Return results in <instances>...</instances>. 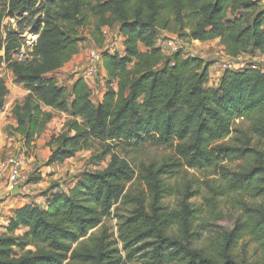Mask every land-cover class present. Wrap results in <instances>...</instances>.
Returning <instances> with one entry per match:
<instances>
[{"label": "trees", "instance_id": "1", "mask_svg": "<svg viewBox=\"0 0 264 264\" xmlns=\"http://www.w3.org/2000/svg\"><path fill=\"white\" fill-rule=\"evenodd\" d=\"M263 3L0 0L6 16L33 22L35 41L26 61L9 59L28 95L14 108L17 126L8 128L30 144L54 113L67 114L72 119L53 138L49 165L96 146L111 157L103 171L47 195L46 207L14 209L0 235V264H264V257L237 255L246 238L264 254V73L246 65L211 85V63L181 50L168 56L159 44L168 34L189 44L219 41L232 60L262 57ZM104 28L117 29L123 50L104 57L105 91L95 102L83 78L67 88L55 74L78 54L80 30L102 48ZM7 36L0 21V51L8 56L23 40L15 31ZM8 94L0 79V112ZM149 146L170 154L141 166L146 193L132 196L135 170L111 148L129 154ZM191 171L213 178L197 183L195 194L183 193L178 182ZM202 189L198 207L192 200ZM177 194L183 197L172 207ZM229 208L233 228L216 230Z\"/></svg>", "mask_w": 264, "mask_h": 264}, {"label": "rangeland", "instance_id": "2", "mask_svg": "<svg viewBox=\"0 0 264 264\" xmlns=\"http://www.w3.org/2000/svg\"><path fill=\"white\" fill-rule=\"evenodd\" d=\"M24 17H27V15H24ZM0 21L2 25L4 40L7 39V35L9 32L15 31L21 35V38L23 40L22 44L26 46L33 28V22L31 20L21 19L18 17H8L6 16V11L3 6L0 8ZM112 32L113 36L110 40L107 41V45H113L115 51L117 52L122 51L121 47L123 44V40H119L117 29L112 30ZM79 40L82 51L86 50L88 53L90 50L101 49L94 43L93 39L89 37V34L85 30H80ZM29 42H32L33 44L35 43V41L31 40H29ZM169 42H173L174 46H176L178 50H181L185 56L191 55L201 57L207 63H211L212 66H214L217 60H227L223 55L225 51L221 49L219 44L213 45L204 44L201 42H193L189 44L180 41L173 35L162 34L159 44L161 46L164 45V50L168 56H171L173 53H175V51L167 49V45ZM27 47H29L28 44ZM27 47L24 48V51L28 55L32 47L30 49ZM104 47L102 49H104ZM141 49L144 50V47H141ZM17 52L18 50H15L14 52L12 51L7 56L4 49L0 51V79L4 81L9 91V94L5 99L4 109L1 111L5 112L6 114L4 118L6 127L4 126L0 134V158L3 159L6 156H11L18 153L24 154L29 166L28 169L32 170L31 175L34 177V180L33 182L31 181V184H29V187L26 190V194H24V196H20L10 200L7 206V211L0 217V234L5 232V226L8 222L7 219L11 216L12 211H15L14 209H18L22 207V205L29 203H34L40 205L41 207H46L47 195L49 197L52 193L67 192L87 174L103 171L104 169H106L111 160L110 156H103L102 154H98L101 148L99 146H96L94 150L81 151L77 153L74 158L69 159L62 164H48V160L53 150V147L51 146L53 138L63 133L66 130L67 123L72 119L67 114L54 113L53 119L46 125L44 131L41 134L37 135L30 144L22 135L15 132L13 128H8L13 126V123L15 122L13 115L15 106L17 104H22L26 96L28 95V91L25 89V87L16 83L15 76L10 67L11 61H9V59H11L12 61H16L18 59L17 57L20 51L18 53ZM243 58L250 63H258L261 56L256 53L254 56H243ZM82 67L76 72L70 69L64 71L59 70L56 73L55 77L59 80L61 85L70 88L73 81L75 80V77H81L82 71L84 70ZM4 72L6 73V77L3 76ZM222 72L223 71L219 70L216 67L212 70L210 68L212 78L211 85L218 82ZM104 74L105 73L102 69L99 76L96 78L95 84L91 86L93 100L95 102H99V100L102 98L103 89L105 88V82L103 80ZM45 110L52 111L48 110L47 108H45ZM14 126L16 127L17 123H15ZM111 149L113 150V152L120 155V157H122L123 159L128 160V162L135 170V177L131 184L128 186L130 192L132 193V196L140 193H146V186L141 178V166L144 164L148 165L152 161H162L167 155L170 154L169 152H166L165 150L159 149L155 146L146 147L141 151L129 152V154L118 147H114ZM241 164L242 163L240 162L233 164L232 168L240 166ZM38 178L39 181L36 182ZM211 178H213V176H211L207 172L201 173L191 171L187 174H184V178L181 179V181L178 183H180V185H183L181 186L183 193L189 191L190 193L195 194L197 191L196 188L198 187L197 183L205 182L207 181V179ZM180 192L181 190H179V193ZM204 193L205 190L202 189V194L193 199L192 203H194L198 207H201V205L203 204L202 195ZM182 197L183 195L177 194L176 196L169 199L168 203L172 207H176L178 199H181ZM231 215L232 213L229 208V219L217 223V227L214 225L212 227H214L216 230H218L219 226L232 229L234 221L232 220ZM109 225L112 229H114V232H116L117 236V220L110 219ZM208 234L209 233L206 231L202 234L204 240L208 238ZM237 255L242 258H247L250 261H260L264 257L261 247L249 238L244 239L240 243L237 250ZM126 264L132 263L127 262ZM134 264H142V262H137Z\"/></svg>", "mask_w": 264, "mask_h": 264}, {"label": "built area", "instance_id": "3", "mask_svg": "<svg viewBox=\"0 0 264 264\" xmlns=\"http://www.w3.org/2000/svg\"><path fill=\"white\" fill-rule=\"evenodd\" d=\"M102 34L105 41L104 49H94L88 52V61L87 65L82 71V75L80 78H83L85 82L91 87L95 84L96 78L99 76L101 70L103 69V59L106 55H113L117 51L113 45L108 44L107 41L110 40L113 36L112 30L109 28H104L102 30ZM119 35V34H118ZM29 40L34 41V37L31 33ZM27 42L26 46L23 45L21 50H18V59L16 61H26L28 55L25 53L24 48H33L34 44L31 42ZM119 40H123L119 36ZM107 45V46H106ZM123 46V44H122ZM167 49L171 51H179L176 46H174L173 42H169L167 45ZM32 49H30L31 51ZM223 55L227 60H217L214 64V67L218 68L221 71H237L244 68L246 65H250L251 68L257 71H261L264 73V56H262L258 63H250L246 61L243 56H240L236 60H232L225 53ZM3 76L6 77V73H3ZM28 164L25 159L24 154L18 153L11 156H6L5 158H0V217L3 213L7 211V206L10 200L17 198L19 195L16 194V189L18 191H25L28 189L30 184V179L32 178V170L28 169ZM31 177V178H30ZM2 234V233H1ZM0 234V235H1Z\"/></svg>", "mask_w": 264, "mask_h": 264}, {"label": "crops", "instance_id": "4", "mask_svg": "<svg viewBox=\"0 0 264 264\" xmlns=\"http://www.w3.org/2000/svg\"><path fill=\"white\" fill-rule=\"evenodd\" d=\"M202 43V42H201ZM204 44H213V45H216V44H219V41H213V42H207V43H204ZM220 45V44H219ZM163 47V50H164V45H162ZM221 49L224 50V47H222L220 45ZM121 50H123V46L121 47ZM86 51V50H85ZM82 51V47L81 45L79 46V52L78 54L71 60V62H69L67 65H65V67H63L61 69V71L63 70H67V69H70V70H74L75 72L78 71L79 69H81V67L84 69L87 65V59H88V53L87 51ZM165 51V50H164ZM166 53V52H165ZM167 54V53H166ZM187 56V55H186ZM81 66V67H80ZM215 67L212 66L211 67V70L214 69ZM221 74V73H220ZM56 75V74H55ZM105 75V74H104ZM219 77V75H218ZM78 79V77L76 76L75 77V80ZM74 80V81H75ZM73 81V82H74ZM105 91V88L103 89V93ZM103 93H102V96H103ZM101 100V99H100ZM5 112H0V134H1V130L4 128V126L6 127V122L5 121ZM16 121L13 123V126L15 125ZM20 197V196H24V194H26V192L23 190V191H20L17 193ZM23 206V205H22Z\"/></svg>", "mask_w": 264, "mask_h": 264}, {"label": "water", "instance_id": "5", "mask_svg": "<svg viewBox=\"0 0 264 264\" xmlns=\"http://www.w3.org/2000/svg\"><path fill=\"white\" fill-rule=\"evenodd\" d=\"M18 192H19L18 189H16V194H17Z\"/></svg>", "mask_w": 264, "mask_h": 264}]
</instances>
